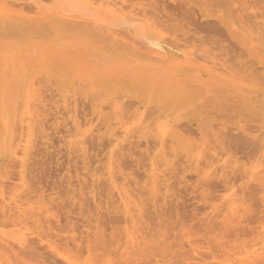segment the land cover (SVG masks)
Instances as JSON below:
<instances>
[{"label": "rangeland", "instance_id": "1", "mask_svg": "<svg viewBox=\"0 0 264 264\" xmlns=\"http://www.w3.org/2000/svg\"><path fill=\"white\" fill-rule=\"evenodd\" d=\"M119 2L127 8L122 19L103 17L95 5L90 8V5H81L75 0H0V6L6 5L4 10L8 9V13L14 16L10 22L20 25L13 28L8 21L3 24L4 28L0 24V245L4 247L0 246V264H66L68 259L64 258H71L72 264L76 261V264H107L106 261L110 260L112 264H124L116 260L120 258L116 255L118 244L124 242L129 228L135 232L141 225H144L141 229L147 240L145 244L150 243L157 249L147 246V250L143 246L150 252L143 249L144 258H147L146 254L150 255L146 260L142 258L141 263L264 264V254L261 253H264V0ZM132 9H138L137 13L140 10V15L144 9L151 23L155 21L159 26V31L154 33L152 30L150 34L143 31L141 34L144 25L140 24L145 22H137L140 28L136 22L133 26L128 22ZM40 10L45 13L63 11L75 19L83 15L84 18L96 17L98 21L97 25L89 26L91 30H72L69 26L64 30L57 23L43 20ZM251 43L259 44L251 47ZM155 48L157 51L167 50L179 59L190 56L201 64L210 61L209 67L223 73L222 68H227L234 73L235 81L255 89L246 93L233 89L235 94L228 93L230 89L223 85L209 87L195 83L193 73L173 71L176 79L170 69H162L152 62L151 57L157 52ZM52 50H58L57 62L50 58ZM152 52L155 53L153 56ZM9 57L13 63L9 62ZM206 60L209 61L206 63ZM211 61L216 62L215 66ZM23 71L29 75L35 73L31 92L38 89V96L34 95L37 100L30 106L36 110L31 118V124L36 120L32 125L33 140L28 149L30 154L24 158L17 155L21 150L16 148L18 125H21L24 114L21 102L25 85L20 77ZM185 78L187 82H183ZM64 98L69 105L66 108L61 103ZM13 111L16 130L12 138L6 139L5 128ZM75 119L84 123L83 128L76 129ZM162 141H165L163 146L166 144V149L160 145ZM14 155L20 160L17 156L12 157ZM24 159L27 166L18 165ZM112 173L116 175L113 174L115 183L110 180ZM163 173H167L165 177L170 178L169 181ZM163 178L166 185H162ZM158 182L161 185L157 187ZM127 183V187L123 186ZM225 183V190L228 187L230 190L220 187ZM138 187L140 191H136ZM120 191H127L129 196L132 194V201L143 204L144 216L136 229L130 220H124L125 205L120 199ZM41 194L45 195L46 201L55 200L51 203L54 208L58 204L60 207L56 210L52 207L45 215L40 211L37 218L27 221L20 220L19 213L15 216L12 200L20 201L23 197L38 211L34 203ZM12 197L14 199L10 200ZM7 203H11L10 206ZM217 210L224 213L217 214L220 213ZM41 213L45 219L39 217ZM135 213L132 211V215ZM214 216L211 225L210 222L207 224L210 228L205 227L203 223ZM226 219L231 223L225 222ZM220 225L224 227L222 231ZM225 225L229 227L228 232ZM21 226L26 229L23 228V234L18 235ZM204 228H207L205 232ZM180 233L186 234L187 239L183 240ZM234 233L239 235L235 234L236 237ZM24 234L27 240L23 245L17 244L15 239L19 237L21 240ZM154 234L156 239L162 235L169 241L165 243L160 236L158 240L166 245L159 241L156 244ZM35 236L40 240L44 237L43 244L49 241L55 248L61 247L57 249V255ZM110 236H114L116 242ZM175 236L184 241L183 245L180 240L172 241ZM117 242L118 247L115 246ZM147 260L150 261L147 263Z\"/></svg>", "mask_w": 264, "mask_h": 264}, {"label": "bare ground", "instance_id": "2", "mask_svg": "<svg viewBox=\"0 0 264 264\" xmlns=\"http://www.w3.org/2000/svg\"><path fill=\"white\" fill-rule=\"evenodd\" d=\"M76 1V3H81V5L83 4H87V6L88 5H90L91 7L90 8H92V6H94L95 5V7H96V9L97 8H99L101 11H102V15H103V17H106V18H121V16H122V14H123V12L125 11V9H127V8H124V7H126L125 5H124V7H123V4L122 3H120L119 2V0L117 1V0H75ZM98 7H97V6ZM6 6V5H5ZM4 6V7H5ZM78 6V5H77ZM4 7L2 6H0V24H7L6 22H10V21H12V17H14V16H12V14L11 13H8L9 11H7L6 9L4 10ZM83 7V6H82ZM85 7V6H84ZM141 8V7H140ZM85 9V8H84ZM86 10V9H85ZM133 10V9H132ZM138 9H135V10H133L132 11V13L130 14L131 15V18H130V16H129V18H130V21H128V22H131L130 24H132V26L134 25V23L136 24V26H138L139 24H140V21H143V22H145V24H140L141 26L142 25H144V27L142 28V32H141V30H140V32H141V34L143 33V31L144 32H146V34H150L151 33V31L152 30H154V33L155 32H157V31H159V26H157L156 25V22L154 21V22H152L151 23V18L150 19H148V16H147V14H145L144 12H145V10L144 9H142V11H143V13H141L142 15H140V10H139V13H137L138 11H137ZM92 11V10H91ZM95 11V10H94ZM137 11V12H136ZM136 12V13H135ZM42 13V18H43V20H45L46 22H50V23H57V24H59L60 26H63L62 28L64 29L66 26H69V27H71L72 28V30H82V31H87V30H91L90 28L91 27H89V26H92V24H94L93 26H95V24H96V22L98 21L97 19H96V17H93V18H90L89 16H86V18H84V16L85 15H83V16H79L77 19H75V17L73 18V17H71V16H68V15H66V12H63V11H53V12H50V13H45L44 11H42V10H40V14ZM85 14V13H84ZM70 15H73V14H71L70 13ZM99 15V14H98ZM40 16V15H39ZM75 16V15H74ZM125 16V15H124ZM123 17V16H122ZM128 17V16H127ZM127 17H124V19L125 18H127ZM16 18H20V16L19 17H16ZM122 19V18H121ZM257 19V18H256ZM103 20V19H102ZM126 21L128 20V19H125ZM82 21H84V22H82ZM119 20H117V22H118ZM121 21V20H120ZM40 23H41V21H39ZM38 22V23H39ZM122 22H124V21H122ZM121 22V23H122ZM137 22H139V24H137ZM12 22H10L9 24H11ZM14 23V22H13ZM11 24V26L13 25L14 27L13 28H15L16 26H20V25H14V24ZM24 23V22H23ZM39 23V24H40ZM44 23V22H43ZM120 23V22H119ZM127 23V22H126ZM125 23V24H126ZM4 24V25H5ZM17 24H19V23H17ZM37 24V23H36ZM38 24V25H39ZM128 24V23H127ZM3 25V27L5 28V26ZM32 25V24H31ZM97 25V24H96ZM226 25V24H225ZM37 26V25H36ZM51 26H53V25H51ZM57 26V25H56ZM60 26H57L58 28L60 27ZM136 26H134V28H136ZM2 27V26H1ZM2 27V28H3ZM139 27V26H138ZM9 28V27H8ZM11 28V27H10ZM18 28H20V27H18ZM140 28V27H139ZM60 29V28H59ZM62 29V30H63ZM22 30V29H21ZM65 30V29H64ZM139 30V29H138ZM71 31V30H70ZM245 31V30H244ZM153 32V31H152ZM239 32V31H238ZM159 33V32H158ZM157 33V34H158ZM145 34V33H144ZM161 34V33H160ZM159 34V35H160ZM246 35V34H245ZM143 36V35H142ZM145 37V36H144ZM156 37V36H155ZM245 37H247V35L245 36ZM253 37V36H252ZM256 38V37H255ZM148 39V38H147ZM241 39L243 40L244 38H242V36H241ZM149 40V39H148ZM247 40H249L248 38H247ZM256 40H258V39H256ZM261 39H259V41H260ZM158 41V40H157ZM162 41V40H161ZM161 41H159V42H161ZM251 41H254L252 38H251ZM258 41V42H259ZM150 42V41H149ZM151 43V42H150ZM249 43V42H248ZM248 43H246L247 45H249ZM259 43H261V42H259ZM258 43V44H259ZM253 43H251V47H254L255 45H257L258 46V44H255V45H252ZM57 47V46H56ZM56 47H54V48H56ZM117 47V46H116ZM157 47V46H156ZM159 47H161V48H163L162 46H160L159 45ZM256 47V46H255ZM186 48V47H185ZM156 49V51H157V48H155ZM252 49V48H251ZM56 51H58V50H56ZM56 51L55 50H52L51 51V53H50V55H51V60L53 61V62H57L58 61V54L56 53ZM61 52V51H60ZM156 53V54H155ZM154 54H155V57L153 56L154 54H153V52L151 53L152 55L151 56H153V57H151L152 58V62L154 61L155 62V64H158V65H160V67L162 68V69H170L171 70V74L172 75H174V78H176L177 79V76L175 77V74H173V71H178L179 73L180 72H188V73H193L192 74V76L194 77H196V79H195V83H198V84H200V85H204V86H220V85H223L225 88H228V89H230L229 90V92L228 93H230L231 91H232V93L233 94H235L234 92H233V89H236V90H234V91H237L238 90V92L239 91H242V92H244V93H246V92H249V89H251V91L253 90L254 91V89H255V87H253L254 89H252V88H248L247 86H245V85H242V83H240V81H239V83L237 82V81H235V77H234V73L232 72V71H230V70H228L227 68L225 69L224 67L222 68L223 69V71H225L224 73L222 72V71H220V69H216V68H211V67H209L207 64H210L209 62V60H206L205 62L207 63L208 61V63L207 64H201V63H199L197 60L198 59H195V57L193 58V57H187V56H185V58L184 59H179L178 58V56H176V55H172L169 51H167V50H162V49H159L157 52H155ZM32 54V53H31ZM62 54V53H61ZM64 54V53H63ZM60 55V54H59ZM65 55V54H64ZM2 56V55H1ZM30 56H33V55H30ZM69 56V55H68ZM2 57H4V56H2ZM66 57H67V54H66ZM6 58L8 59V57H7V55H6ZM5 58V59H6ZM210 58V57H209ZM4 59V60H5ZM6 59V60H7ZM202 59V58H201ZM150 60V59H149ZM203 60H205V59H203ZM8 61V60H7ZM7 61L5 62L6 64H7ZM9 62H11V63H13L12 62V60L10 59V57H9ZM211 63H212V65L213 66H215V63L216 62H214V61H211ZM4 68V67H3ZM221 68V67H220ZM3 70V69H2ZM170 72V71H169ZM168 72V74L170 75V73ZM194 72H196L197 74H195ZM222 72V73H221ZM167 73V72H166ZM31 74V73H30ZM33 74H35V73H33ZM33 74H31V75H29V73H27V72H24L23 71V74L22 75H20V77H22V80H23V83H24V85H25V89H24V95H23V98H22V102H21V104H22V108H23V110H24V114H23V116H22V119L20 120V124L21 125H18V129L20 130H18L19 131V133H18V135H17V141H18V144L16 145L17 147L16 148H19L20 150H21V153H18L17 155H19V154H21L22 155V157L24 158L26 155H27V153H29L28 152V149H29V147H31L30 145H31V141L33 140H31V138L33 137V136H31V134H32V129H33V127H32V125L33 124H35V123H33L34 121H36V120H34L33 122H32V124H31V118L32 117H34V113H35V111L30 107L32 104L34 105V101L35 100H37V98L35 99L34 97L36 96H38L37 94H36V92L38 91V89L35 91V93L34 92H31V90H32V88H33V86H31V84L33 83L32 82V80H34L33 79ZM168 74H167V76H168ZM195 74V75H194ZM222 74H224V75H222ZM15 75V74H14ZM37 75V74H36ZM171 75V76H172ZM19 76V75H18ZM18 76H17V78H18ZM179 76V75H178ZM192 76H190V77H192ZM225 76V77H224ZM91 77V76H90ZM89 77V78H90ZM173 77V76H172ZM189 77V76H188ZM189 77V78H190ZM194 77V78H195ZM227 77V78H226ZM240 77V76H239ZM16 78V77H15ZM179 78V77H178ZM189 78H188V80H189ZM194 78H193V80H194ZM229 78V79H228ZM235 78V79H234ZM170 79H171V77H170ZM174 79H172V81H173ZM182 80V79H181ZM181 80H179L180 81V83H182V81ZM186 80V82H187V79L185 78V79H183V82ZM242 80H244V79H242ZM14 81H16V79L14 80ZM66 81V80H65ZM179 81H177L176 83L178 84L179 83ZM35 82V81H34ZM35 83H37V82H35ZM175 83V82H174ZM247 83V82H246ZM255 83V82H254ZM75 84V83H74ZM106 84V83H105ZM176 84V85H177ZM33 85V84H32ZM34 86H36V84H34ZM223 86H221V87H223ZM225 88H223V89H225ZM248 88V89H247ZM256 89H257V87H256ZM35 90V89H34ZM33 91V90H32ZM259 91V90H258ZM260 92V94H261V91H259ZM259 92H257L256 91V94H257V96H259L260 94H259ZM36 94V95H35ZM241 94V93H240ZM240 94H238V95H240ZM243 94V93H242ZM241 94V95H242ZM253 94H255V92L253 93ZM35 95V96H34ZM245 95V94H244ZM243 95V96H244ZM247 95V94H246ZM249 96V95H248ZM248 96L246 97V98H248ZM244 97V98H245ZM116 98V97H115ZM34 99V100H33ZM33 100V101H32ZM75 101V100H74ZM77 101V100H76ZM32 102V103H31ZM36 102V101H35ZM67 102H68V99H67ZM140 102H141V100H140ZM58 103V102H57ZM61 103L63 104V106H64V108H66V107H68L67 106V104H66V98H64V99H61ZM18 104H20V101H19V103ZM116 104H117V101H116ZM122 104V103H121ZM74 105V104H73ZM119 105V104H118ZM134 105V104H133ZM12 106V105H11ZM21 108V107H20ZM33 110H31V109ZM138 108V107H137ZM18 109V108H17ZM73 109V108H72ZM16 110V109H15ZM18 110H20V109H18ZM17 110V111H18ZM74 110V109H73ZM102 110H103V108H102ZM105 110H106V107H105ZM110 110V109H109ZM139 110V109H138ZM33 112V113H31V112ZM77 111V110H76ZM75 111V112H76ZM20 112V111H19ZM19 112H17V114H19ZM73 112V111H72ZM138 112V111H137ZM147 112V111H146ZM143 113V112H142ZM32 114V115H31ZM138 114V113H137ZM73 115H74V113H73ZM146 115V114H145ZM144 115V116H145ZM16 117H18V115L16 116ZM27 117V118H26ZM77 117V116H76ZM143 117V116H142ZM144 118V117H143ZM142 118V119H143ZM202 118V117H201ZM14 119H15V114H14V111L12 112V115L9 117V120H8V123H7V125H6V128H5V138L6 139H9V138H12L13 137V132L16 130V129H14V125H15V121H14ZM96 119V118H95ZM141 119V120H142ZM203 119V118H202ZM201 119V120H202ZM18 120V118H16V123L18 124L19 123V120ZM87 120V119H86ZM95 121V120H94ZM93 121V122H94ZM139 122H140V119H139ZM162 122V121H161ZM169 121L167 120V123H168ZM202 122V121H201ZM92 123V122H91ZM163 123H164V121H163ZM162 123V124H163ZM166 123V122H165ZM170 123V122H169ZM171 123H173V127H174V122H171ZM73 124L75 125V127H76V129H80L82 126H83V124L82 123H80L78 120H73ZM176 124V123H175ZM201 124V123H200ZM167 125V124H166ZM87 126V125H86ZM163 126H164V124H163ZM168 126V125H167ZM172 126H170L169 125V128L170 127H172ZM179 127H180V125H178ZM90 127H91V125H90ZM173 127H172V129H173ZM175 127H176V125H175ZM201 127V126H200ZM34 128H35V126H34ZM74 128V127H73ZM83 128V127H82ZM84 128H86V127H84ZM178 128V127H177ZM168 129V128H167ZM34 130V129H33ZM76 131V130H75ZM111 131V130H110ZM173 131V130H172ZM176 131V130H175ZM174 131V132H175ZM116 134H118L117 132H116ZM104 135V134H103ZM106 135V134H105ZM114 135H115V133H114ZM113 135V136H114ZM90 136H91V134H90ZM118 136V135H117ZM120 136V135H119ZM100 137V136H99ZM129 137V136H128ZM138 137V136H137ZM136 137V138H137ZM94 138H96L95 136H94ZM105 138V137H104ZM130 138V137H129ZM14 139V138H13ZM118 139V138H117ZM82 140V139H81ZM130 140V139H129ZM111 141V140H110ZM109 141V142H110ZM113 141L114 140H112V142L111 143H113ZM14 142V144H15V141H13ZM83 142V144H85L84 143V141H82ZM165 141H162L161 143H160V145L162 146V147H165L166 146V144H165V146H163V143H164ZM81 143V142H80ZM166 143H169V142H166ZM175 143V142H174ZM12 144V143H11ZM13 144V148H14V145ZM33 144V143H32ZM88 144H89V142H88ZM118 144H119V142H118ZM173 144V143H172ZM168 145V144H167ZM73 146V145H72ZM157 146V145H156ZM173 146V145H172ZM171 146V147H172ZM151 147H153V146H151ZM120 148V147H119ZM122 148V147H121ZM124 148V147H123ZM122 148V149H123ZM170 148V147H169ZM83 149V148H82ZM115 149V148H114ZM121 149V150H122ZM165 149H166V147H165ZM153 150V149H152ZM18 152H19V150H17ZM29 151H31V150H29ZM88 150H86L85 152H87ZM122 151H124V150H122ZM150 151V150H149ZM77 152V151H76ZM84 152V153H85ZM154 152V151H153ZM152 153V152H151ZM30 154V153H29ZM115 154V153H114ZM113 154V155H114ZM166 154V153H165ZM172 154V153H171ZM17 155H14V156H12V157H16ZM20 155V156H21ZM85 155H86V153H85ZM116 155V154H115ZM123 155V154H122ZM162 155V154H161ZM164 155V154H163ZM166 155H168V154H166ZM30 156V155H29ZM87 156H89V155H87ZM118 156L120 157L121 155H119L118 154ZM12 157H10V158H12ZM18 158H19V156H17ZM27 157V156H26ZM113 157V156H112ZM118 157V158H119ZM167 157V156H166ZM18 158H16V159H18ZM84 158H85V156H84ZM88 158V157H87ZM93 158V157H92ZM114 158V157H113ZM205 158V157H204ZM86 159V158H85ZM161 159V158H160ZM167 159H168V157H167ZM206 159V158H205ZM19 160H20V158H19ZM115 160V159H114ZM118 160V159H117ZM117 160H116V162H117ZM162 160V159H161ZM164 160H166L165 158H164ZM96 161V160H95ZM113 161V160H112ZM157 161V160H156ZM24 162H25V159L23 160V161H20L19 162V164L18 165H21L22 163V165L23 166H27V165H24ZM89 163V162H88ZM95 163V162H94ZM112 163V162H111ZM9 164V163H8ZM7 164V165H8ZM86 164V163H85ZM84 164V165H85ZM118 164V163H117ZM176 164V163H175ZM21 165V166H22ZM102 165V164H101ZM112 165V164H111ZM119 165V164H118ZM155 165V164H154ZM174 165V164H173ZM201 165V164H200ZM21 166H20V168H21ZM22 166V167H23ZM89 166V165H88ZM100 166V165H99ZM156 166V165H155ZM167 166V165H166ZM211 166V165H210ZM5 167H6V165H5ZM119 167H120V165H119ZM122 167V166H121ZM120 167V168H121ZM202 167H204V165L202 166ZM209 167V166H208ZM212 167V166H211ZM99 168V167H98ZM113 168V167H112ZM115 168H116V165H115ZM205 168V167H204ZM210 168V167H209ZM22 169V168H21ZM123 169V168H122ZM160 169V168H159ZM174 169V168H173ZM187 170H188V168H186ZM206 169V168H205ZM102 170V169H101ZM208 170V169H207ZM220 170V169H219ZM222 170V169H221ZM154 171H156V170H154ZM160 171V170H159ZM170 171H171V169H170ZM173 171H175V170H173ZM90 172V171H89ZM115 172V171H114ZM151 172V171H150ZM163 172H165V171H163ZM176 172V171H175ZM200 172V171H199ZM99 173V172H98ZM117 173L118 172H116V175H117ZM170 173H174V172H170ZM206 173V172H205ZM22 174V173H21ZM24 174V173H23ZM113 174L114 173H112V174H110V180H111V182L112 183H115V177L113 176ZM156 174V173H155ZM167 173H165V175H166ZM217 174V173H216ZM222 174V173H221ZM226 174H227V172H226ZM225 174V175H226ZM25 175V174H24ZM115 175V174H114ZM115 175V176H116ZM165 175H164V173H163V177H165ZM171 175V174H170ZM169 175V176H170ZM199 175V174H198ZM229 174H227V176H228ZM23 176V175H22ZM203 176V175H202ZM202 176H200V177H202ZM205 176V175H204ZM209 176V175H208ZM215 176V175H214ZM221 176H223V177H225L224 175H221ZM123 177H124V175H123ZM160 177V176H159ZM209 177H211V176H209ZM208 177V178H209ZM216 177V176H215ZM223 177H220L221 179H223ZM120 178V177H119ZM151 178V177H150ZM166 178V177H165ZM198 178H199V176H198ZM205 178H207V177H204V179ZM21 179V178H20ZM22 179H23V177H22ZM122 179V178H121ZM124 179V178H123ZM122 179V180H123ZM164 179V178H163ZM166 179H168V177L166 178ZM170 179V178H169ZM169 179H168V181H169ZM171 179H172V177H171ZM211 179V178H210ZM24 180V179H23ZM96 180V179H95ZM94 180V181H95ZM147 180V179H146ZM128 181V180H127ZM148 181V180H147ZM157 181V180H156ZM155 181V182H156ZM221 181V180H220ZM220 181H218V182H220ZM225 181H227V179L225 180ZM224 181V182H225ZM231 181V180H230ZM228 182V181H227ZM106 183H107V181H106ZM120 183V182H119ZM148 183V182H147ZM150 183V182H149ZM161 183H162V181H161ZM161 183L159 184V182H158V184L157 183H155V184H157V187H158V185H161ZM166 183H167V181L164 179L163 180V184L162 185H166ZM171 183V182H170ZM103 184V183H102ZM130 184V183H129ZM153 184H154V182H153ZM220 184V183H219ZM94 185H95V183H94ZM117 185V184H116ZM121 185V184H120ZM146 185H149V184H146ZM169 185V184H168ZM221 185V184H220ZM101 186V185H100ZM123 186H125V187H127L128 186V183L127 184H124ZM223 186V185H222ZM220 186L223 190H225V188H226V186H227V183H225V186ZM124 187V188H125ZM150 187V186H149ZM97 188V187H96ZM142 188V187H141ZM156 188V187H155ZM121 190V188H120V186H118V190ZM144 189V188H143ZM156 189H158V188H156ZM227 189H229V187L227 188ZM226 189V190H227ZM237 189V188H236ZM133 190H134V188H133ZM137 190H139V187H138V189L136 188V191ZM159 190H160V188H159ZM225 190V191H226ZM230 190V189H229ZM245 190V189H244ZM128 192L129 191H131V190H127ZM127 191H120V193H119V195H120V199H121V201H123V203H124V205H125V210H124V220L125 221H129V223L130 224H135V229H136V227H137V225L138 224H141V221H142V219H143V212H142V206L141 205H143V204H137V202H136V200L135 201H132L131 200V197L130 196H132V194L129 196V194L127 193ZM140 191V190H139ZM139 191L137 192V193H139ZM158 191V190H157ZM238 191V190H237ZM223 192V191H222ZM236 192V191H235ZM5 193V192H4ZM143 193V192H142ZM141 193V194H142ZM146 193H147V191H146ZM141 194H140V196H141ZM144 194V193H143ZM148 194H149V192H148ZM160 194V193H159ZM233 194V193H232ZM231 194V195H232ZM150 195V194H149ZM237 195V194H236ZM239 195V194H238ZM44 196L45 195H42L41 194V196L39 197V200L36 202V203H34L35 205H37V207H38V211H36L33 207H32V205H30V202H29V200L27 201H24L25 199L22 197V200H20V201H16V200H12V199H14V197H12L10 200H12L13 202H12V205L14 204V206H12V208L13 209H15V216L17 215V213H19L17 216H19L18 218L20 219V220H22L21 218H24L25 220L24 221H27V219H32V218H37V215H39L40 213H38V212H42V213H44V215H45V212H47V213H49L50 212V210L52 209V207H53V209L54 210H56V208L57 207H60V204H58V205H55L56 207L54 208V206L53 205H51V203L53 202V201H55V200H53V199H50V201H46V200H44ZM133 196H135V195H133ZM144 196H145V194H144ZM4 197H5V194H4ZM115 197V196H114ZM133 198V197H132ZM165 198H167V197H165ZM57 199V198H56ZM115 199V198H114ZM134 199V198H133ZM142 199V198H141ZM240 199V198H239ZM6 201H8V199H5ZM9 200V201H10ZM119 200V199H118ZM117 200V201H118ZM157 200V199H156ZM241 200V199H240ZM243 200V199H242ZM76 201V200H75ZM107 201H109L108 199H107ZM114 201V200H113ZM161 201V200H160ZM231 201V200H230ZM237 202L239 201V200H236ZM244 201V200H243ZM2 202H3V200H2ZM63 202V201H62ZM103 202V201H102ZM232 202H233V200H232ZM232 202H230V205L229 206H231L232 205ZM239 202H242V201H239ZM5 203V202H4ZM122 203V202H121ZM138 203H139V201H138ZM140 203H143V201L142 202H140ZM229 203V202H228ZM3 204V203H2ZM7 204H9L8 206H10V204L11 203H7ZM34 204H33V206H34ZM57 204V203H56ZM113 204V203H112ZM238 204V203H237ZM4 205V204H3ZM2 205V206H3ZM6 205V204H5ZM4 205V206H5ZM114 205V204H113ZM131 205H133V206H131ZM234 205H235V202H234ZM233 205V206H234ZM7 206V210L9 209V207ZM130 206L131 207H133L132 209L130 208ZM228 206V207H229ZM121 207H122V205H121ZM0 208H1V206H0ZM236 208V207H235ZM235 208L233 209V210H235ZM11 209V208H10ZM13 209H11V210H13ZM37 209V208H36ZM100 209V208H99ZM102 209V208H101ZM100 209V210H101ZM3 210V209H2ZM61 210V209H60ZM115 210V209H114ZM4 211V210H3ZM6 211V210H5ZM132 211L134 212H136L134 215H136L137 214V217L139 216L140 218L139 219H136L137 217H135L134 215H132ZM212 211H213V209H212ZM218 212H220L219 210H217ZM216 211V212H217ZM236 211H237V208H236ZM235 211V212H236ZM243 211V210H242ZM7 212V211H6ZM11 212V211H10ZM215 212V213H216ZM222 212H223V210H222ZM227 212V211H226ZM3 213H5V212H3ZM38 213V214H37ZM41 213V216H39V217H41V218H44ZM52 213V212H51ZM215 213L213 214V215H215ZM224 213V212H223ZM222 213V214H223ZM234 213V212H233ZM236 213H239V210H238V212H236ZM14 214H12L13 216H14ZM99 214V213H98ZM101 214H104V213H101ZM101 214H99V215H101ZM217 214H220V215H222L221 214V212L220 213H217ZM240 214H241V212H240ZM5 215V214H4ZM29 215H31V217H28ZM110 215V214H109ZM120 215V214H119ZM230 215V214H229ZM243 215V214H242ZM58 216V215H57ZM102 216V215H101ZM208 216H209V214H208ZM208 216H206L207 218H208ZM212 216V215H211ZM227 216V215H226ZM47 217H50V216H47ZM100 217V216H99ZM98 217V218H99ZM104 217H106V216H104ZM119 217V216H118ZM221 217V216H220ZM228 217V216H227ZM237 217V216H236ZM240 217H241V215H240ZM45 218H46V216H45ZM44 218V219H45ZM112 218V217H111ZM212 219H210V221H208V219L205 221V222H207L208 221V223H203V224H206V226L205 227H209L207 224H209V222H210V225H211V220H212V222H213V219L215 218V216L214 217H211ZM231 218V217H230ZM241 218H243V217H241ZM16 219V218H15ZM204 219V218H203ZM227 219H229V218H227ZM225 220V222H227L228 220ZM233 219V218H232ZM231 219V220H232ZM239 219V218H238ZM238 219H237V221H238ZM205 220V219H204ZM203 220V221H204ZM215 220H217V218L215 219ZM241 220V219H240ZM243 220V219H242ZM23 221V220H22ZM22 221H20V222H22ZM43 221V220H42ZM54 221V220H53ZM202 220H201V222H203ZM234 221V220H233ZM36 222V221H35ZM47 222V221H46ZM51 222V221H50ZM224 222V221H223ZM222 222V223H223ZM224 222V224H226ZM43 223H45V222H43ZM227 223H231V222H227ZM20 225H22L21 223H19ZM23 224L24 225H26L24 222H23ZM46 224V223H45ZM128 224V223H127ZM199 224H200V221H199ZM199 224H197V226L199 225ZM203 224H202V226H203ZM213 224V223H212ZM223 224V225H224ZM238 224V223H237ZM237 224H234L235 226L237 225ZM34 225V224H33ZM37 225V224H36ZM42 225V224H41ZM222 225V224H221ZM220 225V226H221ZM232 224H230V226H231ZM241 225H242V223H241ZM52 226V225H51ZM132 226V225H131ZM134 226V225H133ZM144 225H141V227H137L138 229H136V230H134L135 232H133V231H131L130 229H132V227L131 228H129V230H128V232H126L125 233V237H124V242H122V244L120 243V244H118V242L116 243V245L115 246H117L118 247V245H119V247H118V252L116 251V255H118V256H120V258H118L117 257V259L116 260H121V261H123V263L125 264H129V263H135V264H140L141 263V261H143V259L142 258H144V251L146 250L145 249V247L147 248V246L149 247H151L153 250L155 249V251L157 250L156 249V246L153 248L152 246L153 245H151L150 243V245L149 244H145L146 242H145V236H144V234L142 233V227H143ZM200 226V225H199ZM199 226H198V228H199ZM201 226V227H202ZM226 226V225H225ZM228 226V225H227ZM226 226V227H227ZM239 227H240V224L238 225ZM25 227V226H24ZM23 226H21V230L20 231H18L17 233H18V235L19 234H23V231H22V229L24 228ZM27 227V226H26ZM32 227V226H31ZM36 227V226H35ZM40 227V226H39ZM148 227V226H147ZM146 227V228H147ZM54 228V227H53ZM99 228V227H98ZM146 228H144V230H146ZM157 228H158V226H157ZM198 228H197V230H198ZM206 228V229H207ZM210 228V227H209ZM212 228V227H211ZM221 228L222 229H224V227H220V230H221ZM229 227H227V229H225L227 232H228V229ZM232 228V227H231ZM230 228V229H231ZM24 229H26V228H24ZM148 229H149V227H148ZM154 229H155V227H154ZM160 229H162V228H160ZM191 229V228H190ZM189 229V230H190ZM193 229V228H192ZM195 229V228H194ZM203 229V228H202ZM205 228H204V232H205V230H206ZM234 229H239V228H236V227H234ZM234 229H233V231H234ZM28 230V229H27ZM27 230H25V231H27ZM51 230V229H50ZM94 230H95V228H94ZM99 230V229H98ZM97 230V231H98ZM152 230V229H151ZM156 230V229H155ZM196 230V229H195ZM209 230V229H208ZM22 231V232H21ZM47 231V230H46ZM129 231H131L132 233H129ZM140 231V232H139ZM164 231V228H163V230H161V232H163ZM192 231V230H191ZM190 231V232H191ZM222 231V230H221ZM224 231V230H223ZM236 231V230H235ZM28 232V231H27ZM26 232V235H28V233ZM100 232H101V229H100ZM137 232L138 233H140V236H138L139 234H137ZM144 232V231H143ZM166 232V231H165ZM164 232V233H165ZM189 232V231H188ZM203 232V231H202ZM210 232H212V231H210ZM230 232V231H229ZM48 233V232H47ZM97 233V232H96ZM106 233V232H105ZM104 233V234H105ZM136 234V235H134V234ZM151 233V232H150ZM160 233V231L158 232V234ZM168 233V232H167ZM207 233V232H206ZM226 233V232H225ZM34 234V233H33ZM46 234V233H45ZM100 234V233H99ZM98 233H97V235H99ZM103 234V233H102ZM152 234V233H151ZM156 234V233H155ZM155 234H154V238H155ZM169 234V233H168ZM177 234V233H176ZM175 234V235H176ZM181 234V233H180ZM179 234V235H180ZM183 234L184 233H182L181 235V237H184V239L183 240H185V238L187 239V235L186 234H184V235H186V236H183ZM189 235H190V233H188ZM227 234V233H226ZM235 234H237V235H239L238 233H234L233 235H235ZM259 234V233H258ZM261 234V233H260ZM25 234L23 235V238H21V240H20V238L18 237V239H15V242L17 243V244H19V245H23L24 244V242L27 240V239H24L25 237L24 236H26ZM29 235H31V234H29ZM39 235V234H38ZM119 235V234H118ZM146 235V234H145ZM163 235H166V234H163ZM179 235H176V236H179ZM188 235V236H189ZM228 235H230V234H228ZM257 235V234H256ZM21 236V235H20ZM32 236V235H31ZM31 236H27V237H30L31 238ZM47 236H48V234H47ZM94 236H95V234H94ZM99 236H101L102 237V235H99ZM120 236H121V234H120ZM153 236V235H152ZM161 236V237H160ZM158 235V239H160V238H162L163 237V239L165 238L164 236H162V235ZM169 236V235H168ZM171 236H172V234H171ZM175 236V237H176ZM224 236H225V234H224ZM236 236V235H235ZM234 236V237H235ZM255 236V235H254ZM253 236V237H254ZM260 236V235H259ZM17 237V236H16ZM33 237V236H32ZM35 237H37V236H35ZM49 237H50V235H49ZM110 237H112V236H110ZM119 237V236H118ZM149 237H150V235H149ZM148 237V238H149ZM160 237V238H159ZM170 237V236H169ZM173 237V236H172ZM174 237V238H175ZM231 237V236H230ZM234 237H232V238H234ZM237 237V236H236ZM30 238H28V239H30ZM46 238V237H45ZM114 238V236L112 237V239ZM147 238V239H148ZM152 237H150V239H151ZM167 239L166 240H168V237H166ZM174 238H172L171 240L175 243L176 242V240H178V238L177 239H175V241H174ZM190 238V237H189ZM188 238V239H189ZM240 238V237H239ZM37 239L38 240H40V238H38L37 237ZM51 239V238H50ZM94 239H96V238H94ZM115 239V238H114ZM120 239H122V238H120ZM153 239V238H152ZM156 239V238H155ZM154 239V240H155ZM158 239H156V242L157 241H159ZM116 240L117 239H115V242H116ZM149 240V239H148ZM154 240H152V241H154ZM162 240V239H161ZM165 240V239H164ZM164 241L165 243L167 242V241ZM171 240H170V242H171ZM180 240V239H179ZM178 240V241H179ZM1 241V240H0ZM32 241V240H31ZM43 241L45 242V240H44V237H41V240L39 241V242H41L42 244H43ZM56 241V240H55ZM122 241V240H121ZM147 241V240H146ZM169 241V240H168ZM253 241H254V238H253ZM257 241H258V239H257ZM256 241V242H257ZM4 242V241H3ZM114 242V241H113ZM159 242H163V241H159ZM159 242H157L156 244H158ZM163 242V245H166L165 243ZM182 243V245H183V242L180 240L179 241V243ZM189 242V241H188ZM252 242V241H251ZM255 242V243H256ZM4 243H7V242H4ZM47 243V245H45ZM46 243H44L43 245L45 246V248H49V249H51L52 250V252H53V254H55V256L57 255V249H60L61 247H59V248H55L54 246H52V244H50L49 243V241H46ZM111 243V242H110ZM151 243H153V242H151ZM155 243V242H154ZM174 243H173V245H174ZM191 243V242H190ZM57 244V243H56ZM115 244V243H114ZM118 244V245H117ZM145 244V245H144ZM168 244H169V242H168ZM186 244V243H185ZM184 244V245H185ZM224 244V243H223ZM263 244H264V241H263ZM15 245V244H14ZM26 245V244H25ZM159 245H161V243L159 244ZM172 245V244H171ZM176 245V244H175ZM181 245V246H182ZM0 246H2V245H0ZM47 246V247H46ZM110 246H111V244H110ZM143 246H145V247H143ZM170 246V245H169ZM187 246H188V244H187ZM262 246V245H261ZM260 246V247H261ZM162 247V246H161ZM225 247V246H224ZM1 248H3L4 249V247L2 246ZM0 248V249H1ZM160 247L158 246V249H159ZM163 248V247H162ZM164 248H167V247H164ZM184 248V247H183ZM12 249V248H11ZM144 249V251L142 252V250ZM150 249V248H149ZM50 250V251H51ZM147 250H148V248H147ZM147 250L145 251L146 253H150V252H147ZM166 250V249H165ZM194 250V249H193ZM13 251H14V249H13ZM59 251V250H58ZM110 251V250H109ZM150 251V250H149ZM155 251H154V253H155ZM164 251V250H163ZM162 251V252H163ZM248 251V250H247ZM250 251V250H249ZM113 252V251H112ZM153 252L151 253L152 255L154 254ZM197 253V252H196ZM259 254H261L262 253V256H263V251H261V253L260 252H258ZM257 253V254H258ZM197 254H199L200 255V253H197ZM58 255H60L59 254V252H58ZM116 255H114V256H116ZM147 255H150V254H146L145 256L147 257V258H149ZM157 255V254H156ZM155 255V256H156ZM61 256V255H60ZM64 256H65V254H64ZM110 256H111V254H110ZM109 256V257H110ZM195 256H197V255H195ZM254 257V256H253ZM252 257V258H253ZM256 257V256H255ZM254 257V258H255ZM59 258V257H58ZM61 258V257H60ZM146 258V259H147ZM257 258V257H256ZM62 259V258H61ZM64 259H68V261L71 259H69V258H64ZM114 259H115V257H114ZM123 259V260H122ZM145 259V258H144ZM145 259V260H146ZM195 259V258H194ZM250 259H251V257H250ZM198 260H199V258H198ZM254 260H256V259H254ZM61 261H63V260H61ZM68 261H66L67 263L66 264H72V261H71V263H70V261L68 262ZM150 260H147L146 262L148 263ZM158 261V260H157ZM156 260H155V262H157ZM77 262V261H76ZM76 262H75V264H76ZM88 262V261H87ZM107 262V264H112V260H110V261H106ZM145 262V261H144ZM144 262H142L141 264H145ZM201 262H203V260L201 261ZM254 262V261H253ZM81 263V262H80ZM91 263V262H90ZM89 263V264H90ZM116 264L118 263V262H115ZM164 264V263H166V262H161V261H158L157 263H155V264ZM238 263V262H237ZM241 263V262H240ZM11 264V263H10ZM64 264H65V262H64ZM73 264H74V262H73ZM202 264V263H201ZM224 264V263H223ZM236 264V263H235ZM246 264H250V263H246Z\"/></svg>", "mask_w": 264, "mask_h": 264}]
</instances>
